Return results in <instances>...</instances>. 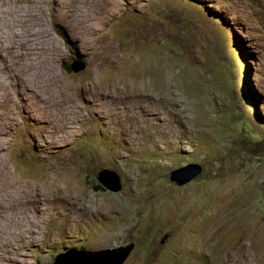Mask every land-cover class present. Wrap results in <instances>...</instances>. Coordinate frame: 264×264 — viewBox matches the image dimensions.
I'll list each match as a JSON object with an SVG mask.
<instances>
[{"label": "rangeland", "instance_id": "rangeland-1", "mask_svg": "<svg viewBox=\"0 0 264 264\" xmlns=\"http://www.w3.org/2000/svg\"><path fill=\"white\" fill-rule=\"evenodd\" d=\"M0 24L45 43L0 60V264H264V0H0Z\"/></svg>", "mask_w": 264, "mask_h": 264}, {"label": "water", "instance_id": "water-1", "mask_svg": "<svg viewBox=\"0 0 264 264\" xmlns=\"http://www.w3.org/2000/svg\"><path fill=\"white\" fill-rule=\"evenodd\" d=\"M85 68L84 63H73L71 69L78 73ZM202 167L198 164H188L172 170L169 180L176 186H184L201 174ZM97 181L109 192L117 193L121 190L119 176L106 169H102ZM134 248V243L114 249L100 251L68 250L55 257L52 264H124Z\"/></svg>", "mask_w": 264, "mask_h": 264}, {"label": "bare ground", "instance_id": "bare-ground-1", "mask_svg": "<svg viewBox=\"0 0 264 264\" xmlns=\"http://www.w3.org/2000/svg\"><path fill=\"white\" fill-rule=\"evenodd\" d=\"M5 30L6 29L4 27H2V25L0 24V60L4 63V65H6L8 67L11 66V62L15 59L14 58L15 54L17 55V57L24 58V57L30 56L29 54L35 55L36 53L42 51L43 45L45 43H43L41 41L39 43H37L34 40L26 39V38L21 39V40L17 41V43H15L16 42L15 33L13 34L12 31H10V32L8 31L9 32L8 37H4V31ZM6 34H7V32H6ZM18 38H20V37H18ZM14 43L16 44V46ZM1 177H2V174H0V178ZM3 182H4V186L6 188H3L0 186V207L5 208L10 204L11 200L13 199V195L9 191L7 184H6V181L3 180ZM24 195H26V194H24ZM61 196L64 198L68 197V195H66L64 193ZM24 199H27V197ZM17 218L20 220L18 227L23 226L24 231L31 230V229H34L36 227L35 222H33V220L30 218V216H27V218H23V217L18 216ZM11 220H13L11 215L0 214V241H1V239H3V235L9 234L12 236V234L15 230L14 227H15L16 221L14 220L15 222H14V224H12L13 226H11L8 224V223H10ZM9 226L12 227L11 230H9V228H8ZM247 229H248V231L249 230L252 231L254 228L247 226ZM261 232H263V231H261ZM253 233L255 234V232L253 231V232H251V236H253ZM251 236L249 238H251ZM263 240H264V238H263ZM251 248H252V246H251ZM254 254H255V252H254Z\"/></svg>", "mask_w": 264, "mask_h": 264}]
</instances>
